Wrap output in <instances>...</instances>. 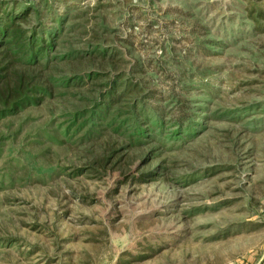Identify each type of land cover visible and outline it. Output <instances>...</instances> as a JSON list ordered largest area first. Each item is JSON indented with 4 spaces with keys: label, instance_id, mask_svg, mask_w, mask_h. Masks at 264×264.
<instances>
[{
    "label": "rangeland",
    "instance_id": "rangeland-1",
    "mask_svg": "<svg viewBox=\"0 0 264 264\" xmlns=\"http://www.w3.org/2000/svg\"><path fill=\"white\" fill-rule=\"evenodd\" d=\"M12 20L0 264H263L264 0H0Z\"/></svg>",
    "mask_w": 264,
    "mask_h": 264
},
{
    "label": "trees",
    "instance_id": "trees-1",
    "mask_svg": "<svg viewBox=\"0 0 264 264\" xmlns=\"http://www.w3.org/2000/svg\"><path fill=\"white\" fill-rule=\"evenodd\" d=\"M15 22H16L15 20H12L11 22H9V24H6L5 26L0 25V44L3 43L6 45V44L11 43V42H16V43L20 42L21 44L17 43L18 45L23 44L22 39L20 37L21 34L19 33L21 31H18L16 29L12 28V25ZM30 38H31V41L29 42L28 46L31 47V53L34 54L35 51L32 49L34 47L32 46L31 43L33 40H36V38H35V36H31ZM38 40H42V38H38Z\"/></svg>",
    "mask_w": 264,
    "mask_h": 264
},
{
    "label": "crops",
    "instance_id": "crops-1",
    "mask_svg": "<svg viewBox=\"0 0 264 264\" xmlns=\"http://www.w3.org/2000/svg\"><path fill=\"white\" fill-rule=\"evenodd\" d=\"M263 264H264V262H263Z\"/></svg>",
    "mask_w": 264,
    "mask_h": 264
}]
</instances>
